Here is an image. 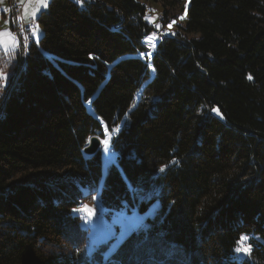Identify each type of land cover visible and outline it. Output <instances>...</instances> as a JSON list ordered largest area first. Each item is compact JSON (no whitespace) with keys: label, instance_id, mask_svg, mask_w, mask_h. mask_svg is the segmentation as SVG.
<instances>
[{"label":"trees","instance_id":"trees-1","mask_svg":"<svg viewBox=\"0 0 264 264\" xmlns=\"http://www.w3.org/2000/svg\"><path fill=\"white\" fill-rule=\"evenodd\" d=\"M185 9L148 50L146 4L50 0L27 55L0 53V264H264V0ZM106 131L110 160L86 156ZM88 203L157 205L108 259Z\"/></svg>","mask_w":264,"mask_h":264},{"label":"rangeland","instance_id":"rangeland-1","mask_svg":"<svg viewBox=\"0 0 264 264\" xmlns=\"http://www.w3.org/2000/svg\"><path fill=\"white\" fill-rule=\"evenodd\" d=\"M137 1L146 4L148 6L149 11L145 16L146 23H149L153 27L160 29L159 31L165 34L168 33L174 34V32H178L179 31L178 26H180L183 23L182 20H184L185 17L187 16L185 7L187 6L188 0L180 2L176 7L169 9L167 8L164 9L163 4L160 2H154V1L147 2L146 0H137ZM19 4L23 6V4L20 3V1ZM48 5L49 3L47 4V7ZM47 7H44L45 10L47 9ZM165 10L168 11L167 19L165 16H163ZM181 17L183 18L181 19ZM173 21H175V23H173ZM157 25H159V27H157ZM169 25H171V27H169ZM0 31L11 32L8 23L7 25H5L4 23L0 22ZM153 32H156V30H154ZM41 34L43 35V27H41V25L38 24V31L35 32V34L33 35L34 36L33 38H35L34 40L38 42L40 40V37H42ZM3 38L4 37H0V39ZM8 39H9L8 37L4 38V40H8ZM16 40L19 42V47H14L10 43L9 50L5 52L4 48L0 46V53L6 55L14 51L15 49L16 51L17 50L22 51L21 42L17 37ZM5 85H6L5 80H3V82H0V86H5ZM106 133H107V135H105L106 137L100 141L101 146H100L99 154L101 153V156H103L104 159L110 160L111 150L109 148V143L111 141L112 135L108 131H106ZM103 141H106V143H103ZM106 168H107V164L105 163L102 168L103 176H105L106 174L107 171ZM94 200L96 201L97 204L101 203V201L97 197H95ZM155 205H157V203L152 204L146 212L140 213L136 208L128 207L126 205L120 207V209L115 208L113 210H110L108 208L106 209L105 206L102 204L99 207L95 203H88L84 206L83 204H81L77 208L78 209L77 214L81 217L80 222L83 229L87 230L88 232V242H87L88 252H93L95 249H98L99 247H101V245H103L105 248L103 251V256L109 259L111 255L114 253V251L117 248H119V246L134 232L147 229L148 226L147 219H150L153 216V213L156 209ZM89 209L91 210V212L88 211Z\"/></svg>","mask_w":264,"mask_h":264},{"label":"built area","instance_id":"built-area-1","mask_svg":"<svg viewBox=\"0 0 264 264\" xmlns=\"http://www.w3.org/2000/svg\"><path fill=\"white\" fill-rule=\"evenodd\" d=\"M9 2L14 15L12 22V32L21 42V54L26 56L28 53V47L33 42L32 39L36 30L35 26L37 25V21H25L21 15L23 6L20 5L17 0H11ZM158 35H163V33L160 31L152 32L145 38L144 45L146 49L150 50V47H152V44L158 38Z\"/></svg>","mask_w":264,"mask_h":264},{"label":"crops","instance_id":"crops-1","mask_svg":"<svg viewBox=\"0 0 264 264\" xmlns=\"http://www.w3.org/2000/svg\"><path fill=\"white\" fill-rule=\"evenodd\" d=\"M9 1H11V0H0V22L4 23L5 25H7V23H8V25L10 27V31L12 32V22H13V16L14 15H13V11L11 9ZM17 1L18 2L20 1V3L23 4V10H22L21 15L23 16V19L25 21H28V22L31 20L37 21L41 12H43V10H45L44 7H41V5L39 3H37V0H17ZM49 2H50V0L45 1L46 4H48ZM33 12L36 13L35 16H33ZM37 31H38V29L35 30V32H37ZM12 35H14L13 32H12ZM4 38H6V37H4Z\"/></svg>","mask_w":264,"mask_h":264},{"label":"snow or ice","instance_id":"snow-or-ice-1","mask_svg":"<svg viewBox=\"0 0 264 264\" xmlns=\"http://www.w3.org/2000/svg\"><path fill=\"white\" fill-rule=\"evenodd\" d=\"M78 2H79V0H78ZM37 3H39L41 5V7H47L45 0H37ZM35 14L36 13L33 12V16H35ZM182 18L183 17H181V19ZM173 23H175V21H173ZM157 27H159V25H157ZM169 27H171V25H169ZM35 29H38V25L35 26ZM34 34H35V32H34ZM0 37H8L9 38L8 40L0 39V46H2L4 48L5 52H7L9 50V44L10 43L14 47H19V42L16 40V37L11 34V32L0 31ZM6 79H7V77L3 74V72H0V80H6ZM105 135H107L106 132H105ZM103 143H106V141H103ZM161 171H163V169H161ZM88 211L91 212L90 209ZM246 240H247V237H245V236L240 237V239L237 241L238 247L235 249L236 252L245 253V254L250 253V251H251L250 246H246L244 244V242Z\"/></svg>","mask_w":264,"mask_h":264},{"label":"water","instance_id":"water-1","mask_svg":"<svg viewBox=\"0 0 264 264\" xmlns=\"http://www.w3.org/2000/svg\"><path fill=\"white\" fill-rule=\"evenodd\" d=\"M100 138L97 136H93L90 139V142L88 144V146L85 148L84 153L86 154V156H92L97 154L98 151H100Z\"/></svg>","mask_w":264,"mask_h":264},{"label":"bare ground","instance_id":"bare-ground-1","mask_svg":"<svg viewBox=\"0 0 264 264\" xmlns=\"http://www.w3.org/2000/svg\"><path fill=\"white\" fill-rule=\"evenodd\" d=\"M163 33V32H162ZM148 36V35H147ZM34 37V36H33ZM165 37V33L163 35H158V38ZM153 46V45H152Z\"/></svg>","mask_w":264,"mask_h":264}]
</instances>
